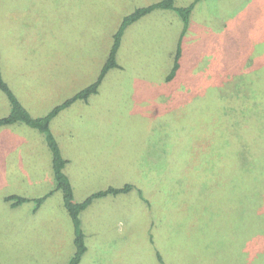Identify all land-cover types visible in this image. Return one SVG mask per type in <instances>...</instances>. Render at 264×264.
<instances>
[{"label":"rangeland","instance_id":"1","mask_svg":"<svg viewBox=\"0 0 264 264\" xmlns=\"http://www.w3.org/2000/svg\"><path fill=\"white\" fill-rule=\"evenodd\" d=\"M155 1L0 0L2 76L32 116L47 114L95 80L123 16ZM212 6L231 26L221 45L213 37L206 43L218 49L215 69L228 70L234 84L193 92L183 84L198 70L166 82L177 26L165 13L147 15L126 28L120 68L51 120L74 201L108 186H134L81 212L90 247L79 264H191L179 250L204 229L212 230L221 259L242 250L245 264H264V0ZM9 110L0 90V117ZM12 142L20 145L8 155ZM203 159L206 165L195 166ZM54 188L43 134L23 123L1 126V264H67L73 225ZM50 190L37 213L33 200L6 202Z\"/></svg>","mask_w":264,"mask_h":264},{"label":"trees","instance_id":"2","mask_svg":"<svg viewBox=\"0 0 264 264\" xmlns=\"http://www.w3.org/2000/svg\"><path fill=\"white\" fill-rule=\"evenodd\" d=\"M154 9H174L183 22V29L181 31V35L185 32L192 11V4L185 7H178L174 5V0H159L149 5L136 7L131 13L123 16L119 26L113 32L111 45L108 49L105 60L102 63L95 80L85 86L80 91L76 92L72 97L67 98L61 103L55 105L47 114H44L42 116H32L30 114V112L24 107V105L15 95L13 90L10 88L8 83L3 79L0 70V90L4 93L10 105L9 113L6 116L0 118V127L14 123H23L26 126L37 130L38 132L43 134L46 145L51 154L52 170L55 181L54 190L56 189L61 191L63 207L68 213L73 225L74 252L67 264H79L82 256L86 252L87 247L85 245L84 233L81 227L80 213L87 206H89L94 199L106 195H117L119 193H126L132 190L134 186L130 183H126L122 187L108 186L103 190H99L90 194L82 201H74L71 182L66 173L64 172L65 165L68 161L67 159H65V157H63L58 141L54 136L53 132L51 131V120L63 108L69 106L74 101L79 99L86 100L91 94L98 92V88L108 71L113 68H120V65L117 61V54L118 50L120 49L122 37L126 28L130 24L134 23L139 18ZM180 56L181 45L179 39V43L176 46V50L172 55L171 68L168 73L164 76V80L166 82H171L176 77L177 70L180 66ZM217 60L218 58L216 57H214V59H210V61L206 60L205 64L200 69L202 71H200L196 75H190L187 79V82L183 85L186 88L192 87L193 92L204 94L207 88L209 89V87L211 86L221 87L220 84H222V82L224 81L228 82V84H234L235 77L232 76V78H230L228 70L226 72H220L219 69H215L214 66L218 65ZM207 64L208 66H210L209 69H207ZM229 92L230 90H228L227 92L215 91V93H218L217 96H219L220 94L221 96H225L228 95ZM206 163V160L203 159L202 161L195 163V166H197V164L198 166H204L206 165ZM54 190H50L43 196L35 198L34 209H38L43 203V201L46 199V197H48ZM137 193L140 197H142V192L140 189H137ZM6 199V201L11 202L10 204L12 207H16L23 202L29 201V198L18 195L7 196ZM260 203L261 205H264L262 201ZM210 221L211 220L207 221L205 227L211 228L212 222ZM187 244L188 246H182L183 248L179 250V252H183L182 254L185 255V259H189L191 264H245V251L233 250V252L229 253L222 252L223 259H221V256L217 255V253L213 251L214 247L212 230L204 229L203 231H199L197 235H195L193 239L189 240ZM224 248L226 249L225 244ZM168 251L171 255L173 254L170 250Z\"/></svg>","mask_w":264,"mask_h":264},{"label":"crops","instance_id":"3","mask_svg":"<svg viewBox=\"0 0 264 264\" xmlns=\"http://www.w3.org/2000/svg\"><path fill=\"white\" fill-rule=\"evenodd\" d=\"M176 1L177 0H174V5L178 6V7H183V6L185 7V6L192 4V11H191V14H190V17L188 20V24H187L185 32L182 35H181V31L183 29V22H182L181 18L179 17V15L175 12L174 9H154L151 12H149L146 15L139 18L137 21H139L141 19H145L147 17V15H150V16L155 15L156 16V15H159L161 13L167 14V19H168L167 24L174 26V27L177 26V27H175V41H174L175 45H173L170 48V54L169 55L170 56L173 55L174 51L176 50V46L179 43V39H180V45H181L180 66L177 70L176 76H178V74L183 73L184 71L188 72V71L198 70L197 73H199L200 71H202V70H200L202 68V66L200 64H201V61L203 59V54L205 56L210 55V57L207 59V61H210V59H214L213 54H215L218 51V49H216V48L208 47V45H210V44L206 43V40L212 39L211 37H213V39H216V43L219 42V45H221L222 43L220 41L223 38L227 37L228 29L231 25L228 26L226 24L227 19H223L221 21H224V20L225 21L222 23V25L218 29L215 28L216 26H219L217 23L220 21L222 13H221L220 9L216 10L212 6V4L213 3L215 4V1H219V0H181L182 3H176ZM155 2H157V1H155ZM152 3H154V2H152ZM149 4H151V3H148L146 5H149ZM218 16H219V19H218ZM197 38H198V41L196 40ZM171 44H173V42ZM173 47H174V49H173ZM215 57L218 58L219 56H215ZM171 65H172V61H171ZM171 65H170V68H171ZM207 66H208V64H207ZM209 68H210V66L207 67V69H209ZM0 70H1V67H0ZM1 75H2V71H1ZM9 107H10V105H9ZM9 111H8V113H9ZM6 115H4V116H6ZM4 116H2V117H4ZM14 124H17V123H14ZM14 124L6 125V127H8V126L11 127ZM14 140H16L15 137H14ZM25 140H27V139H25ZM7 142H8V140H7ZM16 145H20V144L18 142L15 145H13V142H12V144H9V143L7 144L6 148L8 149L7 151H9L8 155H10V153H12V151L14 150ZM37 151H38V149H37ZM62 155L64 157V154H62ZM50 162H51V154H50ZM51 169H52V162H51ZM52 177L54 179L53 170H52ZM12 179H15V177H12ZM18 180H19V178H18ZM8 181H12V180H8ZM18 196H22V195H18ZM22 197H25V196H22ZM26 198H29V197H26ZM34 199L35 198H29V201H32V200L34 201ZM6 202H8V201H6ZM26 202H23V203H26ZM23 203H21V204H23ZM34 207L32 209V213H37V210L39 208L35 210ZM80 220H81V227L83 228L81 216H80ZM85 233L86 234L89 233L88 229ZM73 234H74V232H73ZM88 237H90V236H88ZM90 240H91V238H90ZM89 244H92V243L90 242ZM86 247H87V245H86ZM89 247L90 246H88V248H86V251H87V249H89ZM71 256H70V258H71ZM88 260H90V257H88Z\"/></svg>","mask_w":264,"mask_h":264}]
</instances>
